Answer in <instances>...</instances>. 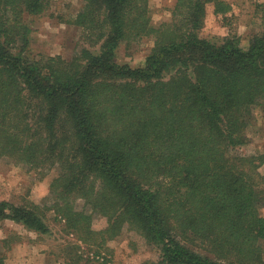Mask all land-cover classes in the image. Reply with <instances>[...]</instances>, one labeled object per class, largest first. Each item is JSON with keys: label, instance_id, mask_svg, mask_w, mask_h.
Listing matches in <instances>:
<instances>
[{"label": "trees", "instance_id": "1", "mask_svg": "<svg viewBox=\"0 0 264 264\" xmlns=\"http://www.w3.org/2000/svg\"><path fill=\"white\" fill-rule=\"evenodd\" d=\"M51 2L0 0V158L59 169L48 204L0 201V222L45 234L51 211L97 247L130 231L158 255L141 264H264V153L238 151L264 103V0L246 49L199 35L208 3L227 18L223 0H176L158 27L150 0H83L72 22L92 49L27 57L24 17ZM150 36L142 66L115 60Z\"/></svg>", "mask_w": 264, "mask_h": 264}, {"label": "rangeland", "instance_id": "2", "mask_svg": "<svg viewBox=\"0 0 264 264\" xmlns=\"http://www.w3.org/2000/svg\"><path fill=\"white\" fill-rule=\"evenodd\" d=\"M231 6L225 15L215 14L214 4L205 7L204 23L199 35L210 40H221L227 35L237 34L242 48L261 28L257 4L263 0H223ZM176 0H150L151 23L158 27L171 21ZM83 0H52L49 9L40 15L25 16L30 29L27 57L59 56L71 60L77 50L91 48L94 41L85 39L80 27L73 24V16L81 10ZM156 37H143L140 41L124 42L115 51V60L120 64L139 67L151 53ZM251 124L247 130L249 142L238 148L244 155L264 153V103L253 110ZM58 166L31 169L16 163L8 157L0 158V201L21 205L27 203L48 204L50 184L58 175ZM264 173V164L259 167ZM81 199L75 201L80 209ZM264 215V207L261 209ZM53 212L46 214L49 232L37 234L28 231L22 224L12 220L0 222V257L4 264H78L86 261L96 264H141L145 260H156L154 248L133 232L123 230L114 239L101 247L83 242L71 231H66L65 223L59 222ZM95 231L106 227V219L95 216L91 226ZM99 254V255H98ZM96 257L101 258L100 261Z\"/></svg>", "mask_w": 264, "mask_h": 264}, {"label": "built area", "instance_id": "3", "mask_svg": "<svg viewBox=\"0 0 264 264\" xmlns=\"http://www.w3.org/2000/svg\"><path fill=\"white\" fill-rule=\"evenodd\" d=\"M96 259H98V260L100 261V259H101V258H99V257H96ZM100 262H101V261H100Z\"/></svg>", "mask_w": 264, "mask_h": 264}]
</instances>
